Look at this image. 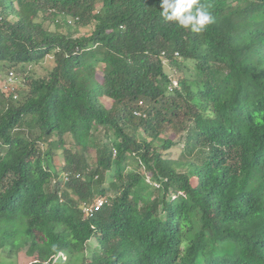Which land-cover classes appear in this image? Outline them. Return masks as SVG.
<instances>
[{"label":"trees","instance_id":"obj_1","mask_svg":"<svg viewBox=\"0 0 264 264\" xmlns=\"http://www.w3.org/2000/svg\"><path fill=\"white\" fill-rule=\"evenodd\" d=\"M201 3L215 19L195 33L165 21L160 0H0V77L54 62L25 75L19 99L0 86V252L264 264V0ZM178 58L194 76L167 74ZM167 128L183 131L180 159L164 155Z\"/></svg>","mask_w":264,"mask_h":264},{"label":"rangeland","instance_id":"obj_2","mask_svg":"<svg viewBox=\"0 0 264 264\" xmlns=\"http://www.w3.org/2000/svg\"><path fill=\"white\" fill-rule=\"evenodd\" d=\"M59 24H60V26H59L58 30L62 31V32H66L69 30L74 31L76 29V26H74V25L66 26V25H63V23L61 21H59ZM44 27H48V28L53 29V25H51L49 23V21L44 22ZM55 29H56V27H55ZM77 30L79 32H77L76 35H82V34L86 33L87 31H89L90 27L89 26L86 28L80 27V28H77ZM177 63L178 64H167V63L165 64V71L167 72V74L169 76H174L176 74H180L181 72L187 76L188 75L194 76L195 70H194L191 62H183L181 59L178 58ZM184 63L186 64V66H184ZM53 64H54V62H53L52 56L48 55V56L44 57L42 60H40L39 62H37L36 64L27 65L25 67V71H23V72H21L20 68H18V67L12 68L11 70L13 72V74H12L13 78L8 79V77L10 75L9 74L7 75V73L4 72V74L0 77V86L4 90L16 89L18 92L17 99H19L22 97L25 90H27L25 82H24L25 81V75L31 74L32 76H35V77L44 76L52 68ZM101 69H102V67L100 66L96 70V74H97L98 78L101 76ZM173 81H174V85H175L177 83V81H175V80H173ZM98 133L101 136V132H98ZM182 134H183V131L179 132L178 130H174L172 128H167L166 131H164V133L160 135V137H162V136L169 137L174 142L173 145L167 151H165L164 155L166 157H169L171 159H180L181 158V156L183 154V152H182L183 146H182V141L180 140V136ZM55 138L56 137H53V139H55ZM64 140H65L66 144H69V142H73V138L68 134L65 135ZM58 159L60 161L62 160L61 154L60 155L58 154ZM86 159H87V162L91 166H93V164H92L93 159H94V151L93 150H90L88 152L86 151ZM58 162L59 161H57L56 164ZM128 164L129 165H125L127 168L126 170L133 168L135 166V161L130 160V162ZM65 173L66 172L61 171L60 174L59 173L57 175L54 174L53 177H54V179H56L59 177V175H61V178L63 180H65L64 179ZM193 181H194V179L192 180V182ZM53 182H54V180L52 179L50 184H53ZM110 194H111V192H108L107 195H110ZM100 197H105V196H100ZM98 198L99 197L94 198V200L98 199ZM82 212H83V208H82ZM34 234L36 237L35 241L37 242L38 241L37 239L40 237V234L37 232H34ZM17 242H18V240H17ZM94 245H95V241H93V240L89 241L88 245H87V249L91 250V248ZM38 246L40 248H42V244H39ZM15 250L14 251L11 250L10 253H8V252L6 253L5 251L0 252V264H44L45 263L42 252L37 248H29V249H25V251L24 250L15 251ZM70 255L71 254L68 251H64V250L61 251L57 255L54 264H80L81 263V261H82L81 260V257H82L81 254L75 255V256H72V255L70 256ZM86 255H87V252H86Z\"/></svg>","mask_w":264,"mask_h":264},{"label":"clouds","instance_id":"obj_3","mask_svg":"<svg viewBox=\"0 0 264 264\" xmlns=\"http://www.w3.org/2000/svg\"><path fill=\"white\" fill-rule=\"evenodd\" d=\"M160 16L182 28L200 33L214 23V16L201 0H160Z\"/></svg>","mask_w":264,"mask_h":264},{"label":"built area","instance_id":"obj_4","mask_svg":"<svg viewBox=\"0 0 264 264\" xmlns=\"http://www.w3.org/2000/svg\"><path fill=\"white\" fill-rule=\"evenodd\" d=\"M177 55V52L175 53ZM11 76H12V73L10 72V76L8 79H11ZM173 84H174V81H173ZM139 104H142L141 101L138 102ZM135 115L137 116H144V113L141 111V110H134L133 112ZM68 178V175L65 173V176H64V179L67 180ZM156 186V185H155ZM107 202L106 198L105 197H99L98 199L94 200L93 203L91 204H88L86 206L83 207V213L85 215H91L93 212L99 210V208L105 204Z\"/></svg>","mask_w":264,"mask_h":264}]
</instances>
